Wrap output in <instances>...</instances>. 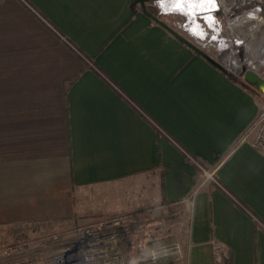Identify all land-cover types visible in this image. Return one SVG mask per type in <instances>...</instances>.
I'll use <instances>...</instances> for the list:
<instances>
[{
    "label": "crops",
    "instance_id": "crops-1",
    "mask_svg": "<svg viewBox=\"0 0 264 264\" xmlns=\"http://www.w3.org/2000/svg\"><path fill=\"white\" fill-rule=\"evenodd\" d=\"M226 15L263 31L264 0H231ZM249 50L247 64H264V37ZM240 79L133 0H0V226L8 214H70L73 190L98 214L165 208L163 179L186 208L189 264H211L215 247L232 264H264V152L243 140L264 102Z\"/></svg>",
    "mask_w": 264,
    "mask_h": 264
},
{
    "label": "rangeland",
    "instance_id": "rangeland-1",
    "mask_svg": "<svg viewBox=\"0 0 264 264\" xmlns=\"http://www.w3.org/2000/svg\"><path fill=\"white\" fill-rule=\"evenodd\" d=\"M213 1L215 3H213ZM229 1L231 0H225L223 2L222 0H193V5L188 4V11L190 10V8H192L194 11H197L196 13H194L195 15L193 13L191 14L188 11H181L175 8L172 9V11H167L165 14H163L162 18L173 28L188 36L192 35L189 29H192L191 32L200 34L198 31V25L193 24L191 19L197 18L200 28L204 29L206 32L205 36L201 35V43L205 46L206 49H210L212 52H214V49L209 46L208 42L210 38L209 36L213 33V30L211 29L212 27L208 24L206 17L204 16L211 11V8L214 4L218 3L219 5L211 13L214 14L217 25L221 24V29H219V32L222 36H224L222 38H230V36L227 34L229 24L227 21L228 17L226 15V6L229 4ZM153 6L157 9V12L160 13L159 8L155 5ZM190 14L191 16H189ZM256 16L259 15L257 14ZM256 20L257 19L254 18H248L241 28H243L242 30L246 32L247 39L254 40L261 38L262 41L264 37V29L263 31H261V29L259 28L260 26ZM256 24H258L257 27ZM260 25H262V23H260ZM256 28H258V30H255ZM195 35L193 34L191 37L197 39ZM200 39L201 38H198V40ZM217 40L218 42L220 41V39ZM244 49L245 45L240 47V55H242L243 57L252 56L251 53L246 52ZM243 65L247 66V64ZM252 66L254 67V65ZM261 69L263 71L264 66H262ZM240 80L244 81L243 79ZM259 95L264 102V94L260 93ZM249 128L247 129V131L249 130ZM72 203L73 208H76V211H73L70 214L65 211H58L55 214L47 212H44L43 214H8V219L14 220H10L9 222H7V225L3 223L0 226L2 231V236H0V239L2 238L0 249L5 245L20 243L27 240H44L52 234L57 233L62 235L63 242H70L74 240V233L72 231L81 224L99 218L125 215L126 218L123 220V224L121 227L120 242L121 254L125 261L124 264H142L144 262H147L146 264H189L188 260L190 255V229L189 220L187 219L188 216L187 214L184 216L186 208L183 207V205H176V213L169 212V210L165 206L166 209L152 208L146 212L136 214L134 216H129V214H98L83 209L86 208L85 206L88 203L87 197L84 195V193L77 190L72 191ZM37 215L39 217H37ZM182 216H184L183 219L178 220L179 217L182 218ZM18 218H20V220H16ZM36 219L42 220V222L36 223L41 227L32 229V227L35 225ZM31 221L35 222H32L31 225L29 224L31 223ZM56 245L57 244H51L49 246V250H53ZM149 250H156L158 253L159 258L155 263L151 262V260L149 259ZM133 254L137 257L136 259H132ZM211 264H228L227 257L224 254L223 250H221V258H219L218 252L215 250V248H213Z\"/></svg>",
    "mask_w": 264,
    "mask_h": 264
},
{
    "label": "built area",
    "instance_id": "built-area-1",
    "mask_svg": "<svg viewBox=\"0 0 264 264\" xmlns=\"http://www.w3.org/2000/svg\"><path fill=\"white\" fill-rule=\"evenodd\" d=\"M154 5L159 8V14L161 16L167 11H172L164 10L159 4V1H156ZM214 9L215 8H211L209 13ZM215 23L216 27L221 29V24L217 25L216 19ZM211 29L214 33L213 27ZM189 31L192 35L196 34L191 32L192 29H189ZM227 34L230 36V38L225 39L229 44L228 50L221 48V39L224 36L220 34L217 38H212L213 35L210 34L208 42L209 46L214 49V52L205 48L201 43L202 36H198L199 34L195 35L197 39L192 38V35H185L196 42L203 50L207 51L206 53L209 56L222 64L226 69H234L237 71V69L233 68L231 65L234 58L237 57L239 63L242 64V68L238 70V76L245 80L244 75L246 66L243 64H247L246 60L251 56L243 57L240 55V47L245 45L244 50L250 53V46L254 44L255 39H247L246 32H244L238 24L229 25ZM198 38L201 39L198 40ZM217 39H220V41L218 42ZM258 40L259 39L255 40V42ZM227 51L229 54L226 55ZM232 53L233 55H231ZM262 66H264V64L257 66V68L253 70L264 77V70L262 71L261 69ZM248 68L250 67L248 66ZM262 93L264 94V92ZM243 140L249 141L255 148L264 152V108L259 113L257 119L252 123L249 130L244 134ZM191 159L204 170L203 166H201L198 161L194 158ZM204 172L206 173L205 170ZM206 179H209V176H207ZM222 188L228 193L226 188ZM125 218V215H117L114 217L90 220L79 225L72 231L74 233V240L70 242H63L62 235L57 233L45 238L46 240H27L20 243L5 245L0 249V264H124L125 261L120 251V242L121 227ZM51 244L57 245L50 251L49 246ZM215 250L218 252L219 258H221V249L215 247ZM158 258L159 256L156 250L149 251V259L151 262L155 263Z\"/></svg>",
    "mask_w": 264,
    "mask_h": 264
},
{
    "label": "water",
    "instance_id": "water-1",
    "mask_svg": "<svg viewBox=\"0 0 264 264\" xmlns=\"http://www.w3.org/2000/svg\"><path fill=\"white\" fill-rule=\"evenodd\" d=\"M156 1L159 0H133V5L134 6H140L142 11L151 17L155 22L159 23L162 25L164 28H166L171 34H173L175 37H177L179 40L184 42L187 46H189L194 52L201 56H209L205 50H203L202 47H200L196 42H194L192 39H190L188 36H186L184 33L178 31L177 29L173 28L171 25H169L159 14L158 16L153 15L152 13L149 12L148 10V5H154ZM210 58H212L210 56ZM214 60V58H212ZM215 62H218L214 60ZM219 63V62H218ZM220 64V63H219ZM222 66V64H220ZM231 71L235 74H239V71L231 69ZM244 79L251 85L257 86L259 91L264 92V77L261 76L259 73L256 71L248 68L246 66V71L244 75Z\"/></svg>",
    "mask_w": 264,
    "mask_h": 264
},
{
    "label": "trees",
    "instance_id": "trees-1",
    "mask_svg": "<svg viewBox=\"0 0 264 264\" xmlns=\"http://www.w3.org/2000/svg\"><path fill=\"white\" fill-rule=\"evenodd\" d=\"M25 1V0H24ZM148 10L150 13H152L153 15L155 16H158V12H157V9L153 6V5H148ZM84 57V59L88 62L90 59L86 57V55H82ZM204 58H206L208 61H210L211 63L217 65L219 68H221L224 72L230 74L231 76H235V77H238L237 75H235V73H233L231 70H228L226 68H224L223 66H221L218 62H215L212 58H210V56H203ZM69 84V83H68ZM67 84V85H68ZM244 84H249L246 80H244ZM161 192H162V196H163V199H162V203L167 207V209L169 210V212L171 213H176V204L172 203V202H169L166 198V194H165V188H164V180L162 179L161 180ZM227 262L228 264H232V258L231 256L228 255V258H227Z\"/></svg>",
    "mask_w": 264,
    "mask_h": 264
},
{
    "label": "bare ground",
    "instance_id": "bare-ground-1",
    "mask_svg": "<svg viewBox=\"0 0 264 264\" xmlns=\"http://www.w3.org/2000/svg\"><path fill=\"white\" fill-rule=\"evenodd\" d=\"M159 1H160V0H159ZM161 3H162V1H161ZM226 55H227V54H226ZM247 65H248V64H247ZM236 66H237V65H236ZM239 66H240V65H239ZM239 66H238V67H239ZM248 66H249V67H251L252 65H250V64H249ZM238 67H237V68H238ZM255 68H257V67H255ZM250 69H252V70H253V69H254V67H251Z\"/></svg>",
    "mask_w": 264,
    "mask_h": 264
},
{
    "label": "flooded vegetation",
    "instance_id": "flooded-vegetation-1",
    "mask_svg": "<svg viewBox=\"0 0 264 264\" xmlns=\"http://www.w3.org/2000/svg\"><path fill=\"white\" fill-rule=\"evenodd\" d=\"M237 58V57H236ZM238 59V58H237ZM249 65V64H248ZM257 67V66H256ZM242 68V64H241V67L238 69V70H240ZM255 68V67H254Z\"/></svg>",
    "mask_w": 264,
    "mask_h": 264
}]
</instances>
